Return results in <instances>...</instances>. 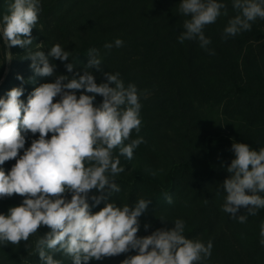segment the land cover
Returning <instances> with one entry per match:
<instances>
[{
	"label": "trees",
	"instance_id": "1",
	"mask_svg": "<svg viewBox=\"0 0 264 264\" xmlns=\"http://www.w3.org/2000/svg\"><path fill=\"white\" fill-rule=\"evenodd\" d=\"M181 2L39 0L35 27L37 34L46 35L47 39L44 48L36 51L47 55L56 44L53 34L75 32L82 38L69 52L67 61L49 58L55 65L50 77L36 75L30 68L31 60L24 59L27 55L19 53L16 46L11 47L12 66L8 73L0 69V98L6 99L12 88L19 87L23 89L20 99L26 104L35 88L54 83L59 75L78 78L77 73L82 75L87 70L100 84L108 82L105 73H119L126 88L135 84L141 103L140 131L133 130L127 143L143 137L139 151H162L170 161L165 174L158 178L148 172L129 171L128 159L119 155V148L114 149L113 156L119 157L120 166L125 169L115 177L121 191L113 193L109 201L95 205L91 197L100 193L92 190L87 201L91 214L107 202L134 207L140 199L150 200L138 218V238L158 229H173L179 219L184 221L183 235L187 239L213 244L211 256L197 264H264V246L260 244L264 208L239 223L223 211L226 193L222 187L231 175L226 169L235 158L233 143H245L257 151L264 147V19L250 22V31L224 39V28L239 12L233 9V0H217L227 6L228 14L203 29L211 40L208 49L215 53L210 55L198 39L179 42L183 23L190 19L180 13ZM11 3L14 0H0L1 26ZM116 39L123 41L122 47L115 46ZM0 42L3 45L1 35ZM106 43L113 47L106 49ZM92 49L101 59L99 71L86 68ZM67 64L73 65L72 72L67 71ZM17 76H22L23 81ZM84 91L76 90L77 97ZM59 99L57 96L54 102ZM216 112L227 122L224 136L207 131L208 119ZM22 134L27 138L32 133ZM216 187L218 191L214 193ZM165 194L172 197L171 204L166 202ZM65 198L70 200L71 194ZM19 205L11 199H0V212ZM242 214L247 215L246 208H241L236 216ZM49 231L46 226L39 228L17 253L0 244V264H42L36 242ZM46 251L61 264H73L70 256ZM136 254V250H130L115 257L93 259L88 264H122Z\"/></svg>",
	"mask_w": 264,
	"mask_h": 264
},
{
	"label": "clouds",
	"instance_id": "2",
	"mask_svg": "<svg viewBox=\"0 0 264 264\" xmlns=\"http://www.w3.org/2000/svg\"><path fill=\"white\" fill-rule=\"evenodd\" d=\"M232 7L239 14L228 21L224 39L250 31V22L264 19V0H233ZM179 11L190 16L183 23L179 42L198 39L201 48L214 55L208 49L211 40L203 29L221 15L227 16V6L217 0H182ZM39 12V0H14L0 27L4 44L28 49L33 43L31 32ZM114 43L118 48L123 46L121 39ZM104 47L111 49L113 44L106 43ZM7 54V61H11V52ZM69 55L55 44L47 55L43 51H29L24 59L31 60L30 68L36 75L50 77L55 65L49 58L63 62ZM89 55L86 68L99 71L101 59L96 50H90ZM66 68L72 72L73 65L67 64ZM76 75L78 78L59 75L54 83L41 84L26 104L20 99L23 89L19 87L12 88L6 99L0 98V165L16 160L7 173L0 167V199L24 197L19 206L0 214V244L18 246L46 226L50 231L36 242L42 264H61L46 249L70 256L73 264H88L90 260L115 257L130 250L138 254L122 264H197L208 259L212 242L205 245L187 239L183 235L184 221L179 219L173 229H158L151 235L137 237L138 218L147 210L150 200L140 199L134 207L107 202L91 214L87 201L92 190L100 193L91 197L95 205L109 201L113 193L121 191L115 177L125 169L120 166L119 157L113 156V150L119 148V155L131 160L134 149L144 142L139 137L124 143L133 130L140 131L141 103L135 84L126 88L119 73H105L108 82L100 84L90 71ZM17 79L23 81L22 76ZM81 89L94 95L77 97L76 90ZM96 95L103 98L99 107L93 103ZM57 96L60 99L54 102ZM28 132L39 133V138L32 140L31 146L17 158L25 148L26 137L22 133ZM49 133L52 136L47 139ZM232 151L235 158L226 169L231 175L222 184L226 193L223 211L245 223L248 215H256L258 209L264 208V196L260 195L264 193V147L257 151L245 143H233ZM65 193H71L70 200ZM165 200L172 203L167 194ZM241 208L247 209V215L237 217ZM260 237L264 246V223Z\"/></svg>",
	"mask_w": 264,
	"mask_h": 264
},
{
	"label": "rangeland",
	"instance_id": "3",
	"mask_svg": "<svg viewBox=\"0 0 264 264\" xmlns=\"http://www.w3.org/2000/svg\"><path fill=\"white\" fill-rule=\"evenodd\" d=\"M0 27L1 24H0ZM39 32L42 31V27H38ZM37 29L36 27H33L32 32H31V38L33 39V43L29 46V48H21L19 46H16L19 48V53H25L28 55V52L34 53L36 50L44 48V41L47 39L46 35H41L39 36L37 34ZM2 36V34H0ZM52 38L55 40L56 44H59L65 51L71 52L74 50V48L77 47V44L80 42L82 35L79 33L71 32L68 35H59V34H53ZM3 40V37H2ZM46 42V41H45ZM38 44H40L38 46ZM11 52V47H7L4 44L3 45L0 42V69H4L5 73H8L10 70L12 63L11 61H7L8 59V54L7 52ZM84 94L86 95H94L91 93H87L84 91ZM94 105L96 107H99L102 104V99L96 95L95 99L93 101ZM207 131L208 133H215L219 134L221 136H224L227 133V122L224 120V118L218 113H213V117H209L208 123H207ZM52 134V133H49ZM39 138V133H36L35 135L31 134L26 138V143H25V148L21 149L18 153V157L23 155L24 151L31 146V142L34 139ZM47 139H50L51 137H46ZM125 145L129 144L127 141L124 142ZM126 158V157H125ZM127 159V158H126ZM170 157H168L166 154H164L162 151H158L155 149L152 150H147V151H139L138 148L134 149L133 153V158L131 160H128L130 169L131 170H136V171H142V172H148L153 175L154 177H162V175L165 174L167 171V166L169 163ZM172 159V158H171ZM169 160V161H168ZM16 163V160H10L5 162L4 165H0L5 172L7 173L8 171L11 170L12 166ZM218 191V188H214L213 192L216 193ZM71 194V193H65L64 196ZM13 201H15L17 204H21L24 197H21L19 195H13L10 198ZM0 214H7V212H0ZM40 228H44V226H41ZM9 250L12 252H19L22 248L25 247V241H21L20 244L17 245H12L10 243L7 244Z\"/></svg>",
	"mask_w": 264,
	"mask_h": 264
}]
</instances>
